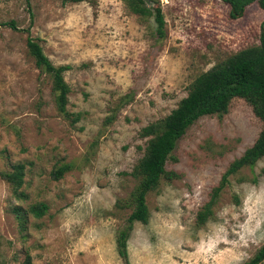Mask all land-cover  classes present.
Instances as JSON below:
<instances>
[{"label": "rangeland", "instance_id": "rangeland-1", "mask_svg": "<svg viewBox=\"0 0 264 264\" xmlns=\"http://www.w3.org/2000/svg\"><path fill=\"white\" fill-rule=\"evenodd\" d=\"M146 3L163 13L162 38L153 18L131 13L124 0H0V172L23 164L27 195L16 199L0 176V264L27 255L31 264H124L115 239L132 210L131 171L147 143L140 129L167 115L197 75L264 36L255 2L234 17L222 0ZM27 35L54 65H70L66 108L78 120L58 113ZM260 129L240 98L187 129L166 162L178 178L146 196L150 218L133 225L129 264H242L253 256L264 243V156L230 176L204 225L195 218ZM62 165L69 169L55 180ZM37 202L46 213L28 214L22 228L13 208Z\"/></svg>", "mask_w": 264, "mask_h": 264}, {"label": "trees", "instance_id": "trees-1", "mask_svg": "<svg viewBox=\"0 0 264 264\" xmlns=\"http://www.w3.org/2000/svg\"><path fill=\"white\" fill-rule=\"evenodd\" d=\"M62 1L78 3L86 0ZM124 1L131 13L143 18L152 17L158 38L164 36L165 21L159 9L147 5L146 0ZM222 1L229 5L233 17L242 16L246 7L254 2L264 9V0ZM150 2L152 3L153 0ZM1 24L14 30L18 29L14 21ZM26 30L28 33L29 28ZM26 47L36 67L51 79L58 113L66 118L72 116L73 121L78 120L79 114H69L66 108L71 88L64 79V72L71 68L70 65H54L45 55L39 40L30 35H27ZM234 98L243 99L252 108V112L261 122V129L253 144L241 156L229 163L219 182L211 189L208 200L196 213L197 226L204 225L212 216L213 208L220 193L229 184L230 176L244 167H252L264 156V36L258 45L243 48L197 75L189 85L187 94L167 115L140 129L139 135L147 138V143L143 156L131 171L132 176L137 179L128 202L132 210L126 218L125 225L117 231L115 239L117 253L124 264H129L127 242L134 223L144 224L150 218L146 196L157 190L162 180L171 181L178 178L174 171L166 169V162L171 157L178 140L199 118L211 115L222 116L227 113ZM115 116V112L106 116L104 123H111ZM68 169V165L59 166L52 171V177L55 180L60 179ZM24 172V165L21 163L13 165L10 171L0 172L2 179L9 184L12 195L18 200H25L27 196L21 189ZM46 211L47 205L44 202L31 204L28 208L21 206L13 208L22 228L27 223L28 214L41 218ZM263 261L264 243L242 264H261ZM22 264H31L29 255Z\"/></svg>", "mask_w": 264, "mask_h": 264}]
</instances>
